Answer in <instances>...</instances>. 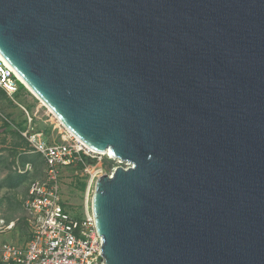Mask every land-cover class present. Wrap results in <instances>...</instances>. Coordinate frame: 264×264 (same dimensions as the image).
Listing matches in <instances>:
<instances>
[{
    "label": "water",
    "instance_id": "1",
    "mask_svg": "<svg viewBox=\"0 0 264 264\" xmlns=\"http://www.w3.org/2000/svg\"><path fill=\"white\" fill-rule=\"evenodd\" d=\"M0 57L131 163L94 183L104 264H264V0H0Z\"/></svg>",
    "mask_w": 264,
    "mask_h": 264
},
{
    "label": "built area",
    "instance_id": "2",
    "mask_svg": "<svg viewBox=\"0 0 264 264\" xmlns=\"http://www.w3.org/2000/svg\"><path fill=\"white\" fill-rule=\"evenodd\" d=\"M21 84L12 67L0 57V89L12 97L20 91ZM27 120L30 131L22 135L27 137L34 152L42 155L44 172L41 178L30 182L23 200L29 236L22 245L1 242L0 264H104L103 239L96 232L91 212L86 208L82 220L72 219L63 206L60 186L62 167L83 163L84 157L99 163L105 155L88 149L68 132L62 142H48L33 129L32 117L27 115ZM111 160H117L124 168L131 166L118 158ZM31 168L26 163L23 168L17 165L16 170L23 173ZM14 226L15 221L0 217V232Z\"/></svg>",
    "mask_w": 264,
    "mask_h": 264
},
{
    "label": "rangeland",
    "instance_id": "3",
    "mask_svg": "<svg viewBox=\"0 0 264 264\" xmlns=\"http://www.w3.org/2000/svg\"><path fill=\"white\" fill-rule=\"evenodd\" d=\"M27 115L37 124L36 127L33 125V129L40 132L41 138L48 142L60 143L67 133L53 114L30 91L20 88L12 97L3 95L0 91V217L7 221H15V226L11 230L0 232V243L12 242L22 245L26 242L29 226L22 206L23 200L30 182L41 178L44 172L42 155L37 164L30 161V156L35 152L27 137L22 135V132L30 131ZM6 124L14 125L20 133L14 134L5 127ZM23 162H29L32 168L20 173L15 167L20 164L19 166L23 168ZM118 165V161L103 156L99 163L90 161L83 166L74 163L62 167L60 191L63 206L72 219L80 221L86 208L90 211L95 180L102 174L111 173ZM92 176L94 177L90 183Z\"/></svg>",
    "mask_w": 264,
    "mask_h": 264
},
{
    "label": "trees",
    "instance_id": "4",
    "mask_svg": "<svg viewBox=\"0 0 264 264\" xmlns=\"http://www.w3.org/2000/svg\"><path fill=\"white\" fill-rule=\"evenodd\" d=\"M20 86H21V88H24L22 84H21ZM0 91H1V93H2L3 95L5 94L2 90H0ZM32 123H33L34 127L37 126L36 122H34L33 119H32ZM5 127L8 128V130H11L14 134H15V133H16V134H17V133L19 134V133H20L19 129H18L17 127H15L14 125L6 124ZM36 153H37V152H35L34 155H31V156H30V161L35 162V164H37V162H39L40 155H41V154H39V153H38V154H36ZM27 163H29V162H27ZM87 163H88V160H87V158L84 157L83 163H78V164H79L80 166H83V165H86ZM25 164H26V163L23 162V166H24Z\"/></svg>",
    "mask_w": 264,
    "mask_h": 264
},
{
    "label": "bare ground",
    "instance_id": "5",
    "mask_svg": "<svg viewBox=\"0 0 264 264\" xmlns=\"http://www.w3.org/2000/svg\"><path fill=\"white\" fill-rule=\"evenodd\" d=\"M18 76V75H17ZM19 77V76H18ZM20 78V77H19ZM21 79V78H20ZM28 88V87H27ZM30 91V90H29ZM33 94V93H32ZM34 95V94H33ZM35 96V95H34ZM41 102V101H40ZM42 105H44L43 103H41ZM49 110V109H48ZM50 111V110H49ZM60 123V122H59ZM67 131V130H66ZM68 133H70L69 131H67ZM71 134V133H70ZM72 135V134H71ZM101 154H104L105 156H107L108 158H116L112 155L111 151L110 150H107L105 153H101ZM117 161V160H116ZM92 182V180H90V183Z\"/></svg>",
    "mask_w": 264,
    "mask_h": 264
},
{
    "label": "crops",
    "instance_id": "6",
    "mask_svg": "<svg viewBox=\"0 0 264 264\" xmlns=\"http://www.w3.org/2000/svg\"><path fill=\"white\" fill-rule=\"evenodd\" d=\"M0 90H1V89H0ZM18 165H20V164H18ZM16 167H17V166H16ZM16 167H15V168H16ZM22 167H23V165H22ZM26 195H27V194H26ZM10 221H11V220H10Z\"/></svg>",
    "mask_w": 264,
    "mask_h": 264
}]
</instances>
